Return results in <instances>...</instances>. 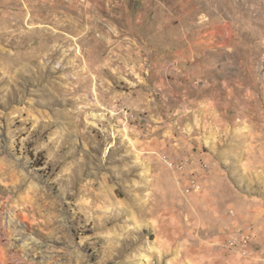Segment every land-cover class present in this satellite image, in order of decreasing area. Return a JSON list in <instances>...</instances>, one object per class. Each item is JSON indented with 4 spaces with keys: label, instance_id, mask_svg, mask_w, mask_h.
<instances>
[{
    "label": "rangeland",
    "instance_id": "1",
    "mask_svg": "<svg viewBox=\"0 0 264 264\" xmlns=\"http://www.w3.org/2000/svg\"><path fill=\"white\" fill-rule=\"evenodd\" d=\"M204 165L264 206V0H0V264H264L173 240Z\"/></svg>",
    "mask_w": 264,
    "mask_h": 264
},
{
    "label": "crops",
    "instance_id": "2",
    "mask_svg": "<svg viewBox=\"0 0 264 264\" xmlns=\"http://www.w3.org/2000/svg\"><path fill=\"white\" fill-rule=\"evenodd\" d=\"M171 141V150L177 152L178 144ZM174 173L178 194L175 204L180 198V203L184 200L188 203L186 211L173 223L175 226L170 234L173 240L181 241L182 247L192 251L194 257L203 252V258H209L212 263L216 261L218 253L227 251L225 245L228 241L244 234L252 235L253 242L259 243L260 240L264 251V206L246 200L225 172H218L215 168L207 172L201 180V190L190 195L185 193V188L195 172ZM231 256L222 261L219 257L220 263L233 264Z\"/></svg>",
    "mask_w": 264,
    "mask_h": 264
},
{
    "label": "built area",
    "instance_id": "3",
    "mask_svg": "<svg viewBox=\"0 0 264 264\" xmlns=\"http://www.w3.org/2000/svg\"><path fill=\"white\" fill-rule=\"evenodd\" d=\"M165 162L170 167H174L173 162L170 159H165ZM207 165L203 166L205 172H195L191 178L188 179V184L185 188V193L190 194L192 192H199L201 190V180L206 175ZM253 245V236L250 234H244L240 238H234L226 243V249L230 252H237L244 258L249 256L251 247Z\"/></svg>",
    "mask_w": 264,
    "mask_h": 264
}]
</instances>
